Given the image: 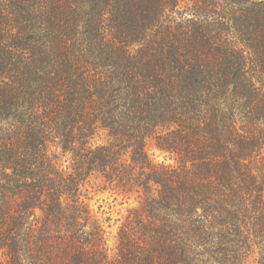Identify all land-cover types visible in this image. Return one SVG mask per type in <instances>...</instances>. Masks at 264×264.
I'll return each instance as SVG.
<instances>
[{"label":"trees","instance_id":"trees-1","mask_svg":"<svg viewBox=\"0 0 264 264\" xmlns=\"http://www.w3.org/2000/svg\"><path fill=\"white\" fill-rule=\"evenodd\" d=\"M92 176L139 200L114 255ZM0 255L264 264V0H0Z\"/></svg>","mask_w":264,"mask_h":264},{"label":"rangeland","instance_id":"rangeland-1","mask_svg":"<svg viewBox=\"0 0 264 264\" xmlns=\"http://www.w3.org/2000/svg\"><path fill=\"white\" fill-rule=\"evenodd\" d=\"M103 140H105V135L98 138V142H103ZM147 150L155 162L174 163L173 158L156 148L152 142L148 143ZM56 152L61 155L60 150L57 149ZM68 157L69 155L60 156V162L68 164ZM83 198L93 217L104 225L108 250L111 255H114L117 251L120 228L130 211L139 206V200L135 195L128 197L115 192L97 176L90 177L86 182Z\"/></svg>","mask_w":264,"mask_h":264}]
</instances>
